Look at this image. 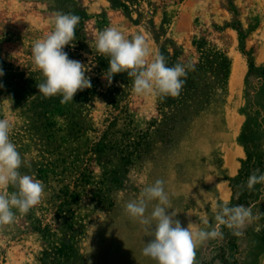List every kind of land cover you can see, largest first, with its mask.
<instances>
[{"label":"rangeland","instance_id":"rangeland-1","mask_svg":"<svg viewBox=\"0 0 264 264\" xmlns=\"http://www.w3.org/2000/svg\"><path fill=\"white\" fill-rule=\"evenodd\" d=\"M58 11L80 17L64 51L92 84L64 105L39 93L31 58ZM108 27L142 34L170 67L192 65L181 94L137 95L127 73L109 84L95 50ZM0 68L20 171L45 185L38 205L0 226V264H154L123 205L156 179L183 227L215 223L218 204L264 213V185L238 187L264 173V0H0ZM223 232L197 246L196 264H264V215L241 237Z\"/></svg>","mask_w":264,"mask_h":264},{"label":"clouds","instance_id":"clouds-1","mask_svg":"<svg viewBox=\"0 0 264 264\" xmlns=\"http://www.w3.org/2000/svg\"><path fill=\"white\" fill-rule=\"evenodd\" d=\"M79 22L80 17L73 13L56 12L52 30L34 41L31 48L33 68L44 78L36 85L39 93L45 99L60 96L62 105L73 102L78 91L92 87L86 75L90 68L70 59L64 51L66 46H75L72 41ZM95 50L108 60V68L103 73L108 83L111 84L114 75L127 73L132 79V91L137 95L178 97L188 71L194 70L192 65L181 63L168 66L166 57L153 53L142 34L128 38L113 27L99 31ZM3 75L0 68V77ZM12 129L10 119L0 118V226L12 224L17 213L27 214L41 202L45 192L43 181L20 171L25 161L10 140ZM257 184L264 185V173L259 169L253 170L246 184L238 187L251 191ZM255 207V204H218L214 206L215 223L203 218L205 228L191 221L183 227L175 218L177 213L169 212L171 201L164 181L156 179L143 188L138 198L125 202L123 212L144 226L145 235L151 238L141 250L144 257L154 264H196L198 245L223 239L224 228L241 237L249 226L258 222L264 213L259 210L254 213Z\"/></svg>","mask_w":264,"mask_h":264}]
</instances>
